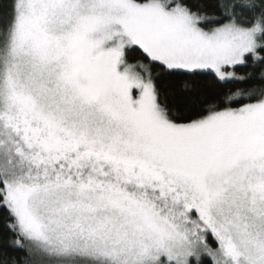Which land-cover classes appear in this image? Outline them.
<instances>
[{
  "label": "snow or ice",
  "instance_id": "6c2138e0",
  "mask_svg": "<svg viewBox=\"0 0 264 264\" xmlns=\"http://www.w3.org/2000/svg\"><path fill=\"white\" fill-rule=\"evenodd\" d=\"M0 264H264V0H0Z\"/></svg>",
  "mask_w": 264,
  "mask_h": 264
},
{
  "label": "trees",
  "instance_id": "16d2710c",
  "mask_svg": "<svg viewBox=\"0 0 264 264\" xmlns=\"http://www.w3.org/2000/svg\"><path fill=\"white\" fill-rule=\"evenodd\" d=\"M240 71L243 72V69H241Z\"/></svg>",
  "mask_w": 264,
  "mask_h": 264
}]
</instances>
